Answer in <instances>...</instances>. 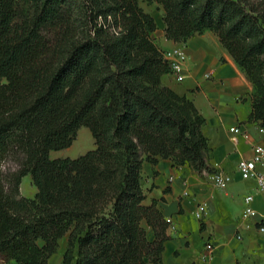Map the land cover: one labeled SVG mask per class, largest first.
Segmentation results:
<instances>
[{
  "label": "trees",
  "instance_id": "trees-1",
  "mask_svg": "<svg viewBox=\"0 0 264 264\" xmlns=\"http://www.w3.org/2000/svg\"><path fill=\"white\" fill-rule=\"evenodd\" d=\"M141 1L162 8L168 41L219 38L264 128V0H0V264H49L64 238L62 264H164L169 225L144 204L143 165L216 173L205 118L163 84L160 23ZM83 127L96 149L52 159Z\"/></svg>",
  "mask_w": 264,
  "mask_h": 264
},
{
  "label": "crops",
  "instance_id": "crops-1",
  "mask_svg": "<svg viewBox=\"0 0 264 264\" xmlns=\"http://www.w3.org/2000/svg\"><path fill=\"white\" fill-rule=\"evenodd\" d=\"M164 29L161 22L153 35L156 44L164 52L183 47L188 61L182 83L169 74L163 84L191 100L205 118L208 163L216 173L228 175L232 181L226 189H220L205 174L188 166L175 167L167 160L143 165L144 204L155 203L166 223L172 220L167 223L169 240L163 263L264 264V234L257 229L259 219H242L248 196L254 197L252 206L258 214L264 215V196L255 180H244L239 172L240 163L253 157L254 147L264 145L262 127L250 120L254 86L215 34L197 35L181 45L168 41ZM233 128H240L249 139L233 134ZM71 148L64 151L70 153ZM67 158L72 159H53ZM201 204L207 209L203 220H198L196 212ZM147 230L153 240V232ZM208 244L214 247L212 257H208ZM67 245L68 238H64L58 251L60 263Z\"/></svg>",
  "mask_w": 264,
  "mask_h": 264
},
{
  "label": "built area",
  "instance_id": "built-area-1",
  "mask_svg": "<svg viewBox=\"0 0 264 264\" xmlns=\"http://www.w3.org/2000/svg\"><path fill=\"white\" fill-rule=\"evenodd\" d=\"M165 58L170 64L171 74L175 77L176 81L182 83L186 76V64L188 56L183 47H177L171 51L165 52ZM231 132L235 135H243L246 139H249L248 134H244L240 128H233ZM260 133L264 134V128L260 129ZM240 175L244 180H255L258 185V191L264 196V145H256L253 151V157L249 160H243L239 165ZM208 179L218 188L226 189L232 178L222 173L206 174ZM254 202L253 196H248L245 199V209L242 215L244 221L257 220L258 231L264 234V215L260 216L258 212L253 208ZM206 205H199L196 217L198 220H203L206 214ZM168 224L172 223V220L167 221ZM240 238V237H239ZM214 247L211 244L207 245L208 257H212Z\"/></svg>",
  "mask_w": 264,
  "mask_h": 264
},
{
  "label": "rangeland",
  "instance_id": "rangeland-1",
  "mask_svg": "<svg viewBox=\"0 0 264 264\" xmlns=\"http://www.w3.org/2000/svg\"><path fill=\"white\" fill-rule=\"evenodd\" d=\"M141 7L149 14H151L158 23H161L163 18V10L157 4L148 5L147 3L141 1ZM72 151L66 153L64 150L59 152H52L51 158L57 157H70L72 159L79 158L86 155L88 152L96 149L95 140L88 128H81L78 133V138L74 143V146L71 148ZM12 166V165H11ZM37 193V188L32 184L31 176H27L23 179L21 185V194L25 198L33 199ZM49 264H62L59 261V252L54 258H52Z\"/></svg>",
  "mask_w": 264,
  "mask_h": 264
}]
</instances>
